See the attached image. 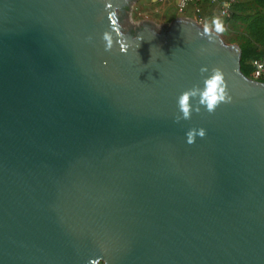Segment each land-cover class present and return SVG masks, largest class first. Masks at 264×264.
Instances as JSON below:
<instances>
[{
	"label": "water",
	"instance_id": "water-1",
	"mask_svg": "<svg viewBox=\"0 0 264 264\" xmlns=\"http://www.w3.org/2000/svg\"><path fill=\"white\" fill-rule=\"evenodd\" d=\"M136 1L0 0V264H264V81Z\"/></svg>",
	"mask_w": 264,
	"mask_h": 264
},
{
	"label": "rangeland",
	"instance_id": "rangeland-1",
	"mask_svg": "<svg viewBox=\"0 0 264 264\" xmlns=\"http://www.w3.org/2000/svg\"><path fill=\"white\" fill-rule=\"evenodd\" d=\"M172 0H137L132 4L130 11L131 21L141 23L149 21L155 24L169 23L176 17H190L200 21L205 27L217 34L225 44H235L247 51L245 64L253 65L254 60H264L262 46L253 41L249 34V23L257 17L264 16V2L261 0H235L231 12L224 15L220 7L208 8L196 12L195 10L179 11L177 4L170 6ZM175 2V1H174ZM194 9V7H192ZM189 10V11H188ZM219 20L223 26V32L216 33L213 24ZM242 56V54H241ZM253 72V69H252ZM252 72L248 77L252 78ZM264 81V78L261 80Z\"/></svg>",
	"mask_w": 264,
	"mask_h": 264
},
{
	"label": "clouds",
	"instance_id": "clouds-1",
	"mask_svg": "<svg viewBox=\"0 0 264 264\" xmlns=\"http://www.w3.org/2000/svg\"><path fill=\"white\" fill-rule=\"evenodd\" d=\"M215 31L216 33L223 32V26L222 23L219 20L213 21ZM205 32H208V28H205ZM104 39L107 42L106 43V49H109L112 47V39L110 34L105 33ZM121 51H125V46L121 45ZM203 71V69H201ZM193 94L191 93H184L182 97L180 98L179 104L181 107V111L183 113V118L188 119L190 117V110L188 105V98L189 95ZM231 97L227 95L225 91V86L223 82V76L218 71L215 70L214 74L206 80V87L201 92V103L206 106V109L211 113L214 111L216 106L219 103H230ZM198 135L201 138H203L206 135V131L204 129H200L198 133L189 132L187 134V143L191 145L194 142L195 136Z\"/></svg>",
	"mask_w": 264,
	"mask_h": 264
},
{
	"label": "built area",
	"instance_id": "built-area-1",
	"mask_svg": "<svg viewBox=\"0 0 264 264\" xmlns=\"http://www.w3.org/2000/svg\"><path fill=\"white\" fill-rule=\"evenodd\" d=\"M165 1V0H161ZM175 1L179 11H186L188 7H194L196 12L200 11L201 3L207 2L212 6H219L221 13L228 15L231 12L235 0H172ZM252 79L262 80L264 78V62L262 60L253 61Z\"/></svg>",
	"mask_w": 264,
	"mask_h": 264
},
{
	"label": "trees",
	"instance_id": "trees-1",
	"mask_svg": "<svg viewBox=\"0 0 264 264\" xmlns=\"http://www.w3.org/2000/svg\"><path fill=\"white\" fill-rule=\"evenodd\" d=\"M261 1L264 2V0H261ZM248 30H249L251 39L262 46V50H263L262 57L264 59V16L257 17L254 20H252L249 23ZM246 55H247V51L244 48V50L242 51V56H241V70L246 76H248L250 72H252V69L254 67L253 65L250 66L244 63L246 60ZM262 61L264 62V60Z\"/></svg>",
	"mask_w": 264,
	"mask_h": 264
},
{
	"label": "crops",
	"instance_id": "crops-1",
	"mask_svg": "<svg viewBox=\"0 0 264 264\" xmlns=\"http://www.w3.org/2000/svg\"><path fill=\"white\" fill-rule=\"evenodd\" d=\"M175 4H176V2H174V1H172L171 3H170V6H175ZM215 7L216 6H212V5H209L207 2H203V3H201V9L202 10H206V9H208V8H213V9H215ZM195 10V9H193L192 7L191 8H189V10ZM188 10V11H189Z\"/></svg>",
	"mask_w": 264,
	"mask_h": 264
}]
</instances>
